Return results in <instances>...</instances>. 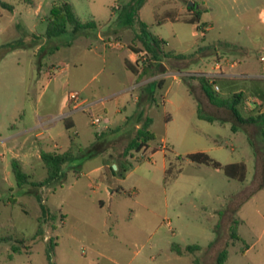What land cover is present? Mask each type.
<instances>
[{
    "label": "rangeland",
    "instance_id": "rangeland-1",
    "mask_svg": "<svg viewBox=\"0 0 264 264\" xmlns=\"http://www.w3.org/2000/svg\"><path fill=\"white\" fill-rule=\"evenodd\" d=\"M61 1L72 5L82 24L96 27L74 32L68 26L48 39L50 11ZM130 1L29 0L30 6L4 0L12 11L0 6V264H214L226 247L224 264H264V175L256 164V154L259 160L264 156V136L257 126L232 131V121L198 119L191 94L205 113L231 119L203 98L193 77L219 78L221 97L241 92L264 108V26L258 21L264 0H146L138 16ZM190 4L206 11L203 33L185 23ZM140 22L147 36L165 41L166 53L201 50L190 64L164 59L139 77L150 80L142 89L117 95L135 80L125 58L141 48L133 45H140ZM231 73L238 76L231 79ZM71 92L89 102L114 94L104 106L69 116L77 125L76 147L85 152L102 145L103 155L77 157L52 187H17L12 160L37 183L46 178L39 151L68 148L72 133L60 115L70 110L62 108ZM118 102L124 104L120 112ZM97 118L103 120L93 126ZM140 118L151 119L154 139L125 155ZM39 119L55 122L34 130ZM108 125L111 133L104 131ZM198 152L222 167L245 164V180L186 158ZM104 159L114 171V165L127 169L115 177L125 194L114 188L111 195L93 171ZM172 245L200 250L179 256Z\"/></svg>",
    "mask_w": 264,
    "mask_h": 264
},
{
    "label": "trees",
    "instance_id": "trees-1",
    "mask_svg": "<svg viewBox=\"0 0 264 264\" xmlns=\"http://www.w3.org/2000/svg\"><path fill=\"white\" fill-rule=\"evenodd\" d=\"M24 3H28V5H32L29 0H22ZM146 0H131L128 4L129 6L132 5L131 10L135 12L136 16H138V13L140 9L144 6ZM0 6L4 9H7L8 11H12V7L7 6L4 3V0H0ZM188 9L190 12H192V15L190 19L186 20L185 23L188 24H196L197 25V31L198 32H204L203 26L200 25L201 16L204 12L198 8H196V5H189ZM70 26L72 27L74 32H78L80 30L85 29H91L95 28V24L89 25V24H82L72 7V5L67 1H61L60 3L54 5L50 11V17L48 18V24H47V30H46V37L48 39L55 38L58 36H61L66 33V28ZM129 26V22L127 21V25ZM147 25L140 22L139 23V29L141 32V36H137L135 40H137L141 48L132 50L135 53L140 52H146L147 58L142 66L141 69V75H146L149 73V70L151 68H155L161 65V62L164 59H174L178 61H184L187 63H193V60L196 58L198 52L201 50L199 49L194 54L191 55H181L176 54L175 52H164L163 46H165V41L162 39L153 36V35H146ZM134 40V41H135ZM133 45L136 47L137 44L133 43ZM125 67L128 71H130L132 74L136 75L138 73V66L131 65L128 61H125ZM195 80L197 79L201 92L203 95V98L216 109H222L225 110L230 116L231 119L227 118H221L219 116L211 115L205 113L204 109L200 105V101L197 96H195L194 93L191 94L194 96L195 101L197 102V117L200 120L207 121L209 123H214L216 121L221 123H226L228 121H232V131H237L238 129H244L248 132L247 128L249 126H257L261 130V134L264 136V108L263 104H261L260 101H257V109L255 112L249 111L251 113H243L242 109H245L244 103L246 100H244V94L243 93H234L232 96L223 98L220 96V93L216 91L213 87L217 86L218 84L221 85V79L219 78H211V77H193ZM253 112V113H252ZM142 120V118H140ZM151 125V119L145 118L143 125L141 129L138 130L136 136L128 142L125 155H127L128 151L135 150L136 152H140L146 148H148V142L153 140V136L149 131V127ZM66 129L70 130L72 127L66 123L65 124ZM73 138V136L71 137ZM101 138L97 135V139ZM94 148V147H93ZM91 149L83 152L81 149L76 147V144L71 141L70 147L62 152H48L45 150L40 151V159L43 163V166L46 170V178L43 181L33 183L31 181V177L26 174L19 161L12 160L11 161V168L13 176L16 180L17 187H23L28 184L32 185L33 187H52L56 184L57 181H59L62 176L64 175V166L67 164H70L74 162L77 157H84V158H92L95 154H90ZM132 158V156H131ZM186 158L196 164V165H212L216 169L222 168L224 171L225 176L228 179H235L238 181H244L246 177V166L243 163H235V164H228L224 167L213 159H211L206 153L204 152H198L189 154L186 156ZM140 161H138L139 163ZM256 163L260 164L263 175H264V156L262 159L259 160L258 153L256 154ZM258 168V166L256 165ZM116 171L113 170L111 166H109L105 170V176L108 183H111V179L113 177H116V173H118L121 177L124 176V174L127 172L126 168L119 167L116 165ZM117 190L121 194H125L120 188H117ZM39 234V231H37V235ZM232 240H239L237 236L234 234L230 235ZM227 247L224 248L221 252L218 253V255L215 258L214 264H224L227 261ZM200 250L199 246L196 245H189L186 247H180L178 245H172L171 251L175 252L179 256H184L186 253H196ZM13 253H18L19 249L18 247H12ZM196 262V261H194ZM196 264V263H195Z\"/></svg>",
    "mask_w": 264,
    "mask_h": 264
},
{
    "label": "crops",
    "instance_id": "crops-1",
    "mask_svg": "<svg viewBox=\"0 0 264 264\" xmlns=\"http://www.w3.org/2000/svg\"><path fill=\"white\" fill-rule=\"evenodd\" d=\"M185 10V9H184ZM205 13V12H204ZM190 14H192V12H190ZM264 14V13H263ZM262 14V15H263ZM167 17H168V19L169 20H171V21H176V20H178L177 19V17L175 16V15H171V14H167ZM260 17L261 16H259L258 17V21H259V23L260 24H262L261 23V21H260ZM191 25H194L195 27H196V30H197V25L196 24H191ZM263 25V24H262ZM264 26V25H263ZM204 31H206L205 29H203ZM164 41V40H163ZM118 43V42H117ZM166 45V44H165ZM139 46H141V45H137L136 47H139ZM137 58H138V54H136L132 49H130L129 50V53L127 54V58H125V61H128L131 65H135L136 64V60H137ZM161 65H163V62H161ZM218 68V66H216V69ZM127 70V69H126ZM263 70H264V67H263ZM130 72V71H129ZM131 73V72H130ZM132 74V73H131ZM213 74H216V73H213ZM132 75H134V74H132ZM240 75H242V76H244V77H246V78H254V79H258L259 77H261L262 75L261 74H254V75H248L247 73H241ZM141 76V70L140 69H138V73L136 74V75H134V77H135V80L134 81H132L131 82V85L130 86H126V87H124L123 89H121L118 93H117V95H119V94H121V96H124L125 94H129V93H131V92H133L134 90H136V89H142L145 85H147L148 84V82L150 81H148V78L147 79H144V80H141V81H138V79H139V77ZM236 76H238V74H236V73H231V75L229 76V78H231V79H233V78H235ZM86 87V86H85ZM116 95V94H115ZM114 96V94H112V95H110V96H108V97H106V98H104V99H100V100H96V101H92V102H89V100H88V98L87 97H85V96H83L82 95V97H81V100H82V103L84 104L83 105V110L86 108V109H88L89 108V110H91V108H94L98 103H100L101 105H103L104 106V104L106 103V102H110L112 99V97ZM138 100V99H137ZM115 106L117 105V108H118V110L116 111V112H120L121 110H120V107H123V103H119L118 102V104H114ZM67 106V108H69L70 110L68 111V112H63V113H61V118L63 119V122H64V128H65V130L67 131V132H69V133H72V135L70 136V144H71V141L73 140V142L76 144V142H75V140H76V138H77V136H78V132H77V125H76V123H75V121L74 120H72V119H70L69 118V116L71 115V114H73L74 112H77V111H79L80 109H78V110H76L75 109V106H74V104L73 103H68L67 105H65L63 108H62V111L63 110H65V107ZM196 112H197V108H196ZM103 119V118H102ZM144 119L145 118H142V120H140L137 124H136V126H135V131H134V133L132 134V135H134L135 133H137L138 132V130L139 129H141V127H142V125H143V122H144ZM41 119H39V122H38V124L35 126V128H34V130H36V129H38L39 127H43L44 125H51V124H54V120H49V121H45V122H43V121H40ZM66 123H68L72 128L70 129V130H67L66 129V126H65V124ZM91 124H92V122H91ZM93 125V124H92ZM93 126H95V125H93ZM104 131H106L107 133H111V128H110V126L108 125L107 127H104ZM41 135H43V132H39V133H37V135H36V137H39V136H41ZM73 136V138H71ZM96 139H97V137H95ZM52 138H50V140H51ZM70 144H69V146H68V148L70 147ZM109 146H111V144L110 145H108V147ZM67 148V149H68ZM66 149V150H67ZM65 150V151H66ZM46 151H48V152H58V153H62V152H64V151H56V150H46ZM91 151L92 152H90V154H95L92 158H94V157H96L97 155H103V153H104V148H103V146L102 145H95V147L94 148H92L91 149ZM40 152V151H39ZM92 158H86L87 160H89V159H92ZM108 159V158H107ZM107 159H104V162L102 163V164H100L99 166H97L96 168H94V172H99V174H100V180H101V183H102V185H104L105 184V187H106V191L107 192H110V194L111 195H113L114 193H115V190H114V188H118L117 187V184H116V179H115V177H113L112 179H111V183H108L107 182V180H106V176H105V170L111 165V164H113V163H111L110 165L108 164V162H107ZM257 164V163H256ZM263 182H264V179H263ZM262 185H263V183H262ZM90 188H92V185L90 184ZM97 189H99V187H97ZM97 189H94L93 190V192L94 193H96L97 192ZM100 191V190H99ZM101 205H102V202H99Z\"/></svg>",
    "mask_w": 264,
    "mask_h": 264
},
{
    "label": "built area",
    "instance_id": "built-area-1",
    "mask_svg": "<svg viewBox=\"0 0 264 264\" xmlns=\"http://www.w3.org/2000/svg\"><path fill=\"white\" fill-rule=\"evenodd\" d=\"M260 21L264 25V14L261 15ZM136 54H138V58H141L142 61H141V63H138V58H137L135 65L138 66V67L139 66H143V64H144V62H145V60L147 58L146 52H140V53H136ZM261 60L263 61L264 58H261ZM214 89L216 91H218V86H215ZM68 97H69L70 102L74 104L76 110H78V109L83 110V105L84 104L82 103V100L80 99V96H79L78 93L71 92V93H69ZM244 107H245V109L247 111L256 110L257 109V101H256V99L255 98H248L245 101V103H244ZM101 120H103V119L102 118H97L95 120H92V124L93 125H98L99 123H101Z\"/></svg>",
    "mask_w": 264,
    "mask_h": 264
},
{
    "label": "water",
    "instance_id": "water-1",
    "mask_svg": "<svg viewBox=\"0 0 264 264\" xmlns=\"http://www.w3.org/2000/svg\"><path fill=\"white\" fill-rule=\"evenodd\" d=\"M191 5V4H190ZM114 168L116 169V166L114 165Z\"/></svg>",
    "mask_w": 264,
    "mask_h": 264
}]
</instances>
